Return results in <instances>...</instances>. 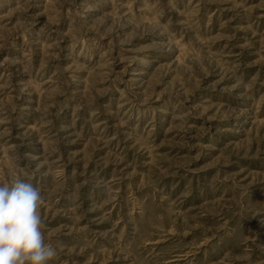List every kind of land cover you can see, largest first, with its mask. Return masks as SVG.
<instances>
[{
  "label": "rangeland",
  "instance_id": "1",
  "mask_svg": "<svg viewBox=\"0 0 264 264\" xmlns=\"http://www.w3.org/2000/svg\"><path fill=\"white\" fill-rule=\"evenodd\" d=\"M19 178L49 264H264V0H0Z\"/></svg>",
  "mask_w": 264,
  "mask_h": 264
},
{
  "label": "clouds",
  "instance_id": "2",
  "mask_svg": "<svg viewBox=\"0 0 264 264\" xmlns=\"http://www.w3.org/2000/svg\"><path fill=\"white\" fill-rule=\"evenodd\" d=\"M39 187L24 179L0 184V264H49L57 249L45 243Z\"/></svg>",
  "mask_w": 264,
  "mask_h": 264
}]
</instances>
